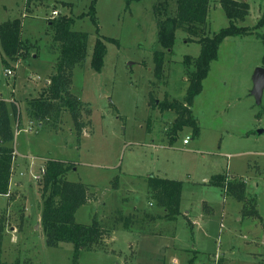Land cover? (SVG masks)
<instances>
[{"label":"rangeland","instance_id":"obj_1","mask_svg":"<svg viewBox=\"0 0 264 264\" xmlns=\"http://www.w3.org/2000/svg\"><path fill=\"white\" fill-rule=\"evenodd\" d=\"M243 1L250 6L249 14L237 24L254 27L264 0ZM26 2L0 0V23L20 18L22 38L32 47L31 55L19 64L9 61L6 68L0 45V99L19 108V121L11 116V122L15 131H23L13 140V149L25 153L21 159L27 161L24 175L15 185L11 182L9 196H0L2 261L72 264L71 244L46 246L40 182L30 176L48 159H57L72 165L69 181L88 186V203L77 210V222L89 225L96 218L104 231L100 244L80 252L78 264H264V131L256 133L264 130V91L261 105L251 95L254 71L264 68V41L257 34L222 41L191 107L199 135L193 137L192 129L184 127L170 146L175 114L152 104L165 98L184 102L192 67L183 60L198 57L197 40L177 31L159 79L153 63V52L160 50L152 7L156 0L133 3L129 9L125 0H97L99 35L117 41L105 43L104 67L97 73L90 65L97 28L89 17L78 18L88 12L89 0ZM53 10L71 16L74 31L88 34L85 62L75 68L71 83L72 94L84 104L81 120L86 127L79 139L66 112L60 123L41 126L25 115V102L49 85L55 71L58 47L47 25ZM207 20L210 36L228 26L215 0ZM256 32L263 34L264 27ZM5 70L14 76H6ZM187 136L189 144L183 146ZM19 172L15 167L12 177ZM227 173L230 180L244 182V202L209 183ZM161 175L183 184L182 215L176 220L153 218L161 210L148 193L147 181ZM186 210L202 222L198 230L183 216ZM124 217L130 221L128 230L122 227Z\"/></svg>","mask_w":264,"mask_h":264},{"label":"trees","instance_id":"obj_2","mask_svg":"<svg viewBox=\"0 0 264 264\" xmlns=\"http://www.w3.org/2000/svg\"><path fill=\"white\" fill-rule=\"evenodd\" d=\"M143 0H125L124 8L129 9L133 3ZM224 11L228 19V26L218 30L213 35L206 33L208 27V13L211 0H156L153 7V15L157 26L156 44L160 50L153 52L154 75L162 78L165 66V57L172 52L175 46L176 33L179 30L186 31L193 36L201 45L200 53L195 59L185 57L183 62L192 69L187 72L188 86L184 95V102L163 99L162 102L153 104L161 112L173 111L175 121L169 130V145L176 141V134L189 127L193 137H198L199 126L192 115L191 107L194 98L203 88V81L210 71L211 63L217 59L219 47L227 37L247 36L257 34L264 41V33H255L256 29L264 27V5L261 18L254 27L239 25L249 14L250 6L243 0H215ZM97 0H89L88 12L82 13L78 18L89 17L95 25L98 37L94 42L90 58L91 68L100 73L104 67V58L107 54L105 43L117 44L110 37L99 35L97 25ZM29 0H27V4ZM264 4V2H263ZM173 5L174 8L171 6ZM73 18L67 15L53 17L47 21L48 28L52 33V40L57 44L58 56L55 61V71L50 76L48 86L37 96L28 99L26 103V118L31 123L43 125L49 122L60 123L62 113H68L74 122V129L79 139L86 127L81 120V111L84 107L71 92L73 71L81 66L86 59L88 51V34L74 31L71 27ZM22 21L20 18L0 23V45L5 54L2 64L9 67L10 62H17L20 58L30 55L32 47L27 40L22 38ZM190 42V41H189ZM11 116L20 119L19 108L13 104L8 106L0 99V196H4L9 187L11 168L13 164V140L14 133L11 126ZM45 174L40 184V196L42 206L40 210L41 230L45 235L46 246L57 248L60 243L72 245V264H78L80 252L90 251L94 246L101 243L104 231L100 222L93 218L89 225L81 224L76 220V212L88 203V186L81 182H71L66 174L72 169V165L60 160L48 159L45 164ZM211 185L224 188L227 195L234 196L239 202L245 200V184L240 180H230V176L216 175L211 178ZM182 182L172 179H163L150 176L147 181V189L150 197L155 200L164 215L163 220H176L182 215L180 211L182 197ZM117 187V186H116ZM253 214V213H252ZM256 217L258 212L254 211ZM121 219V218H119ZM123 228L130 227L129 219L124 217ZM3 226L0 225V238ZM0 249V264H23L19 262L6 263L2 261Z\"/></svg>","mask_w":264,"mask_h":264},{"label":"crops","instance_id":"obj_3","mask_svg":"<svg viewBox=\"0 0 264 264\" xmlns=\"http://www.w3.org/2000/svg\"><path fill=\"white\" fill-rule=\"evenodd\" d=\"M27 3V2H26ZM220 6V5H219ZM23 23V22H22ZM30 55H31V52H30ZM19 61H20V59L16 62V64L18 63L19 64ZM46 82H48L47 80H46ZM45 83V82H44ZM46 84V83H45ZM41 87V86H40ZM13 93V92H12ZM5 101H7L6 99H5ZM12 102V101H11ZM11 122V121H10ZM18 125V124H17ZM11 126H12V129H13V133H14V141H15V137L17 136V134L19 133V132H21V131H23V129L21 128V127H18V129L15 131V128H14V126H13V124H12V122H11ZM14 143V142H13ZM15 143H16V141H15ZM13 148H14V146H13ZM15 150V149H14ZM14 156H13V171H14V168L16 167V169H17V171L19 172V170H20V172H22V173H24L23 171V168L25 167V163H27V161H24L23 159H21V157H22V155H24L25 153H22V151L21 152H19L17 149L14 151ZM17 156V157H16ZM16 157V158H15ZM20 172L18 173V176H16L15 178L14 177H12V175H11V177L13 178V180H12V185L14 184L15 185V183L16 182H18L19 181V177L21 176L20 175ZM14 175V174H13ZM160 178H163V179H167V178H164L162 175L160 176ZM15 179V180H14ZM168 179H171V178H168ZM172 180H176V179H172ZM15 182V183H14ZM181 182V181H180ZM9 185H10V183H9ZM12 185H11V188H12ZM10 188V187H9ZM11 190V189H10ZM9 190V191H10ZM182 192V191H181ZM183 193V192H182ZM182 200H183V195H182V197H181V204H182ZM161 210V213L160 214H158L156 217H153L154 218V220H155V218H157V219H160V220H162L160 217H162L163 215H164V211H162V209H160ZM191 215L190 214V211L189 210H186V212L184 213L183 212V216L186 218V217H188V222L191 224V225H193V227H192V229L193 228H195V229H197L198 228V226L199 225H202V222L200 221V224H199V222L196 220V219H194V218H191V216L189 217V216ZM158 216H160L159 218H158ZM189 218H191V219H189ZM198 230V229H197ZM193 231H194V229H193ZM196 251L197 252H199V253H201V254H203L200 250H198V249H196Z\"/></svg>","mask_w":264,"mask_h":264},{"label":"water","instance_id":"obj_4","mask_svg":"<svg viewBox=\"0 0 264 264\" xmlns=\"http://www.w3.org/2000/svg\"><path fill=\"white\" fill-rule=\"evenodd\" d=\"M252 80H253V88L251 91V95L255 97L256 104L261 105L262 94L264 91V68L257 67L252 76ZM263 131H264L263 129H258L256 133L261 134L263 133Z\"/></svg>","mask_w":264,"mask_h":264},{"label":"built area","instance_id":"obj_5","mask_svg":"<svg viewBox=\"0 0 264 264\" xmlns=\"http://www.w3.org/2000/svg\"><path fill=\"white\" fill-rule=\"evenodd\" d=\"M59 12L58 11H56V10H53L52 12H51V17L53 18H55V17H58L59 15ZM6 71V76H14V73H13V71H11V70H5ZM189 140H190V138L187 136V137H185L184 138V140H183V142H182V144H183V146L184 145H187V144H189ZM15 154V153H14ZM14 154H13V156H14ZM13 165V164H12ZM31 165V164H30ZM32 167H33V164L31 165ZM12 168H13V166H12ZM11 168V175L13 176V169ZM45 165H43V166H40V168L37 170V172L36 173H32V172H30V176L34 179V181L37 183V182H41L42 180H43V176H44V174H45ZM20 175L22 176V175H24L22 172H20ZM10 184H11V182H12V180H13V178L10 176ZM9 187H10V185H9ZM9 187H8V191H7V193L5 194V195H7V196H9Z\"/></svg>","mask_w":264,"mask_h":264}]
</instances>
